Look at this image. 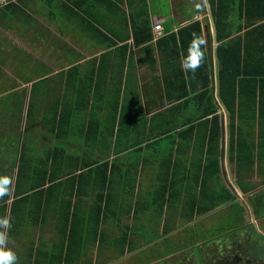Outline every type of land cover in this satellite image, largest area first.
<instances>
[{"label": "crops", "instance_id": "crops-1", "mask_svg": "<svg viewBox=\"0 0 264 264\" xmlns=\"http://www.w3.org/2000/svg\"><path fill=\"white\" fill-rule=\"evenodd\" d=\"M227 3L231 33L226 43L264 23V19H241L238 1ZM193 23L199 24L203 50L197 37L183 34ZM155 25L162 33L157 39ZM218 45L210 0H0V124L24 114L25 125L28 108H33L30 103L42 107L37 120L51 109L50 123L42 122L43 134L50 136L40 137L52 144L54 156L58 148L84 163L75 174L91 169L94 176H85L79 188L70 181L53 190L48 203H43L47 223L28 234L31 242L53 243L57 234L51 219L60 213L62 194L67 198L71 191L70 209L87 218L97 203L96 189L110 182V211L100 229L116 236L118 225L110 221H128L134 228L135 220H151L156 210L152 205L161 201L167 188L171 190L164 197L161 219L181 221L187 219L188 189L204 186L218 191L222 184L228 190L237 182L227 159L228 113L218 97ZM200 52L206 68L202 61L194 73L183 71L182 61L189 56L195 60ZM13 94L18 98L12 100ZM205 110H210L206 116ZM54 113L56 121L63 114L64 122L55 123ZM239 115L241 120L236 117L234 123L243 127L244 138L257 139L264 120H253L244 111ZM213 116L219 131L218 179L209 168L202 181L200 151L205 123ZM58 124L66 128H56ZM12 199L13 194L8 202ZM127 205L132 206L130 212ZM187 226L169 233L177 235ZM24 240L7 243V249L23 248L22 243L29 242Z\"/></svg>", "mask_w": 264, "mask_h": 264}, {"label": "trees", "instance_id": "trees-1", "mask_svg": "<svg viewBox=\"0 0 264 264\" xmlns=\"http://www.w3.org/2000/svg\"><path fill=\"white\" fill-rule=\"evenodd\" d=\"M237 1V12L241 16V19H264V0ZM210 7L216 40L219 43L215 51L219 65L218 97L220 102L225 106L229 119L227 159L231 167L234 168L237 184L240 189L243 192H247L253 187L249 184L252 183V180L255 178L262 180L261 174L264 171V135L262 136L261 133L264 131L258 130V138L248 141L242 135L243 127L239 123H234V120L236 117L239 121L241 120L239 114L242 111L248 113V116L252 117L253 120H255V117H258L259 120H264V23L245 32L242 37H238L235 41L226 43V39L231 33L227 24L231 9L230 3H227V0H210ZM182 31L183 34L187 32L190 33L188 34L189 36L197 37L199 46L202 48L199 24L193 23ZM191 52L194 53V51ZM202 61L203 67L206 68L204 57ZM260 67L261 70L258 71ZM246 88L248 89V95L245 94ZM15 98L18 97L13 94L12 100ZM14 104H19V102H13ZM31 108H28V118L31 117ZM16 111L19 114L21 108L19 109L18 107ZM209 113L210 110H205L204 116ZM47 115L50 123L52 117L51 109L48 110ZM55 115L56 113L53 115L55 123L64 122L63 114L59 115L57 121L55 120ZM215 118L213 116L211 121L205 123V126H207L205 129V143H203V149L200 151L202 155L200 161L202 166V181L208 178L209 168L213 169V178L215 180L218 179L217 152L219 131L217 125L213 124ZM17 122H20V118ZM250 124H247L248 127L253 128V123ZM199 125L193 129H197ZM257 125L260 127L261 122L260 125ZM55 126L59 129L62 127L66 128V125L63 124ZM59 133L61 132H57V135ZM45 154L46 156L37 158L32 156L27 158L24 153L20 155L21 161L18 166L15 186L12 192L13 199L9 203L8 219L10 220L11 227L6 231L8 243L16 242L18 239L28 240L26 256L29 264H82L80 258L83 247L87 245V240H90L93 244L97 242L99 245L107 241L108 235L104 230L100 229V226H103L105 223L107 224V219H105L107 217L106 212L110 211L109 199L111 197V189H108L110 182H108V187L104 185L101 189H96L98 190L96 193L97 203L93 207L95 209H92L93 214L87 218H80L76 209H70L69 198L72 195V191L69 192L67 198L63 195L64 199L63 201L61 200L60 213L53 220L51 219L57 234L56 239L49 246L47 243L42 242L36 245V243L31 242L32 239H28L27 237L30 231H35V226L38 227L40 223L43 225L47 223V218L44 217L47 206L43 203H48L53 190L55 188L61 189L64 185L67 187V182L69 183L70 181L71 186L75 183L79 188L82 185L81 183L86 181L85 176L91 174L90 177H94L91 169L88 172L75 174L79 167L84 166V163L81 161L77 162V158L69 157L62 149L56 148L54 156V152L50 147ZM107 166L108 164H103L102 167L108 169ZM22 168H24V171ZM106 172L103 181L107 180ZM20 174L22 175L21 178H19ZM19 179H24V183H20ZM244 179L246 180L244 181ZM91 185L96 186V184ZM170 190V188L163 190L160 196L161 201H157L155 205H152V207L156 208L157 215H161L160 213L166 203L164 197L167 193L168 196L170 195ZM219 190L213 189L210 191L204 186L188 189L187 219L181 221L166 220L167 223L163 226L164 235H167V233L177 229L179 226L183 227L185 224H188V226L182 232L191 229L195 226L191 225L195 216L205 218L216 211L220 205H227L226 210L233 209V206L230 205L231 195L229 191L224 186L219 188ZM65 193L67 192L65 191ZM8 201L9 197L0 200V218L6 216ZM104 201L107 204L103 206L102 203ZM136 206L138 205L135 204ZM125 207L128 208L129 212L131 211V205ZM182 208L184 209V205ZM125 211L127 210L125 209ZM136 213L134 209L133 214ZM157 219H160V217H157ZM239 219L241 217L237 218V220ZM222 220L221 229H227L230 226V220L227 218H222ZM135 221L138 223L136 227L139 228L145 220ZM58 223L59 227L55 225ZM123 230L126 232L130 228L124 225ZM0 231L3 230L0 229ZM130 234L133 233L130 232ZM127 235V232L123 235H117L119 240L116 245L118 247L116 248V254L120 256L125 253H132L149 243H153L151 246L145 248L149 252H157L160 249L156 247L161 246L165 242L175 243L173 237H165L156 242L158 239H146L143 234H134L136 238H133V240ZM46 246L47 250H43ZM144 251H139V253H144ZM135 256L137 257V254Z\"/></svg>", "mask_w": 264, "mask_h": 264}, {"label": "rangeland", "instance_id": "rangeland-1", "mask_svg": "<svg viewBox=\"0 0 264 264\" xmlns=\"http://www.w3.org/2000/svg\"><path fill=\"white\" fill-rule=\"evenodd\" d=\"M46 93H43V97L45 98ZM49 96V95H48ZM47 96V97H48ZM33 101V98H32ZM33 108H31L30 110V116L27 119V123L25 125H23V122L25 121L24 119V114L22 115V117L20 118V122H17L18 119H9L8 121H6L5 123L0 124V177H4V176H11V179L13 180V185H12V189L15 186V179L17 177V170H18V166L20 163V155L21 153H24L27 158H30V156L32 157H43L45 156V152L49 150V148L52 146V144H49L48 141L46 140H42V136L40 137V135L46 136L48 138L49 135L47 134H43L44 133V129H43V125L42 122H46L47 123V112H43L41 114V120L40 119H36V115L38 114V112L42 109V107H35L34 103H30ZM38 104V102L36 103ZM25 106V105H24ZM5 113L8 114L9 113V109L8 106H5ZM20 109V108H19ZM25 109H23L24 111ZM3 110L1 111V116H3L4 113H2ZM9 118V116H8ZM50 139V138H49ZM54 145H59V143L57 141H53ZM36 164V162H35ZM22 170L24 171V168H22ZM262 175V180L264 181V171L261 174ZM22 175L20 174L21 178ZM20 183H24V179H19ZM68 184V182H67ZM251 184V186L257 185V183H249ZM223 187L222 184L220 186V188ZM224 188H226L224 186ZM227 190V189H226ZM220 192V190H219ZM64 195V194H62ZM263 195V194H262ZM65 196V195H64ZM66 198V197H65ZM228 206L227 205H220L218 207V209L216 211H214L211 214L216 213V216L218 217L216 222L221 223L222 217H221V213L224 212L226 210ZM7 213L6 216L8 218V214H9V202H8V206H7ZM1 212V211H0ZM162 214V213H160ZM220 215V217H219ZM152 217L151 220H145L144 223L142 225H140L139 228L137 227H129L130 230H127L126 232L129 235V238H131L133 240V238H136V236L134 234H143V236L147 239L150 238V240H155L158 239L156 242L160 241V239L167 237L166 235H164L165 233H163V225L166 224V220L161 219V215H157V211L155 210L154 212H152V214L150 215ZM209 216V215H207ZM157 217H160V219H157ZM197 220L199 219V222L202 221L203 218H196ZM195 219V220H196ZM59 220H61L59 218ZM194 220V221H195ZM193 221V223H194ZM191 225H194V224ZM111 225H118V231H117V235L121 234L123 235L125 230H123V226L126 225L128 226V221L124 222V221H110ZM213 222L210 223V227L208 228L207 232L205 233H201L203 231V227H202V223H196L195 226H193L191 229H187L184 232L178 233L176 235V237H174L173 239L175 240V243H167L165 242L164 244H161V246L156 247L157 252L152 251L149 252L148 250L146 251V249H140L137 252V257L135 256V253H126V255L124 258L125 259H130V260H139L141 259L142 261H148L150 259H159V260H164L163 257L165 256V260L167 262H171L169 264H175L174 262L177 260H183L184 259V253L182 250H187L189 256L191 257L192 253H194L195 249L193 251L188 250L187 247H189V243L192 242H196L197 241H202L204 239H206L207 236H211L213 235V232L210 231V228H212L211 226ZM222 224V223H221ZM59 227V223L55 224ZM214 227H219L217 225H215ZM220 228L221 225H220ZM3 230V229H1ZM123 230V231H122ZM105 232V231H104ZM130 232H132L133 234H130ZM171 232V231H170ZM32 233V231L29 232V234ZM107 234V233H106ZM108 235V234H107ZM114 235H108L107 241H105L102 244H98L97 242L95 244H93L92 242H90V240H87V245H85L83 247L82 250V256L80 258V262L82 264H92V262L94 260L97 261H101L104 258H106V254H103L102 251H109L112 250L116 253V248H118L117 245V241L119 240V238ZM127 235V236H128ZM132 235V236H131ZM167 235H170L167 234ZM191 236V238H187L189 236ZM196 237H198L197 239H195ZM193 238V239H192ZM211 239H209L208 241H210ZM16 242H25L24 239H18ZM13 243V242H12ZM22 247L23 248H19V247H15L12 248L11 250L16 254L17 258H18V264H29V260L27 259L26 253H27V244L26 243H22ZM8 245V244H7ZM19 245V244H18ZM168 246V247H167ZM26 247V248H25ZM148 247V246H147ZM146 247V248H147ZM46 247H44L43 250H47ZM168 249V250H167ZM144 251V253H139V251ZM171 251V254H169ZM196 252V251H195ZM159 254V256H158ZM169 254V255H168ZM162 256V257H160ZM123 258V259H124ZM204 258L205 259H211V252L210 251H206L204 250Z\"/></svg>", "mask_w": 264, "mask_h": 264}, {"label": "flooded vegetation", "instance_id": "flooded-vegetation-1", "mask_svg": "<svg viewBox=\"0 0 264 264\" xmlns=\"http://www.w3.org/2000/svg\"><path fill=\"white\" fill-rule=\"evenodd\" d=\"M252 183H257V185H254L247 192H243L236 181L229 185L230 205L233 206V209L221 213L222 218L230 220V226L227 229L220 228L222 222H216L218 218L216 213L203 217L201 222L199 219L193 220L194 225L202 223V234L207 232L210 223L213 222V226L210 228L213 235L207 236L200 242L196 240V242L189 243L188 250L193 251L195 249L196 252L194 251L190 257L187 250H182L184 259L175 261V264H264V181L255 178ZM238 217L241 219L237 220ZM215 225L219 227H214ZM174 234H170L171 237H176ZM187 238H191V236ZM209 239L211 240L208 241ZM145 247L146 245L142 248ZM204 250L211 252V259L204 258ZM137 252L133 251L132 253L137 254ZM102 253L106 254V258L101 261L94 260L92 264L171 263L165 260V256L163 257L164 260L142 261L141 259H125L124 257L128 256L126 253L120 256L112 250H105Z\"/></svg>", "mask_w": 264, "mask_h": 264}, {"label": "clouds", "instance_id": "clouds-1", "mask_svg": "<svg viewBox=\"0 0 264 264\" xmlns=\"http://www.w3.org/2000/svg\"><path fill=\"white\" fill-rule=\"evenodd\" d=\"M200 43L202 44L203 41L201 40ZM202 60V52L199 53V56L195 60L189 56V58L182 61L181 68L183 71H191L194 73L196 69L201 66ZM12 185L13 180L11 178L7 176L0 177V200L12 196ZM10 227L11 223L7 217L0 218V229H3V231H0V264H18L16 254L12 250L7 249L8 237L6 231L10 229Z\"/></svg>", "mask_w": 264, "mask_h": 264}, {"label": "built area", "instance_id": "built-area-1", "mask_svg": "<svg viewBox=\"0 0 264 264\" xmlns=\"http://www.w3.org/2000/svg\"><path fill=\"white\" fill-rule=\"evenodd\" d=\"M154 30V38L157 39L159 36H161V27L159 25H155V27L153 28Z\"/></svg>", "mask_w": 264, "mask_h": 264}, {"label": "water", "instance_id": "water-1", "mask_svg": "<svg viewBox=\"0 0 264 264\" xmlns=\"http://www.w3.org/2000/svg\"><path fill=\"white\" fill-rule=\"evenodd\" d=\"M221 155H222V151H223V143L221 144Z\"/></svg>", "mask_w": 264, "mask_h": 264}]
</instances>
